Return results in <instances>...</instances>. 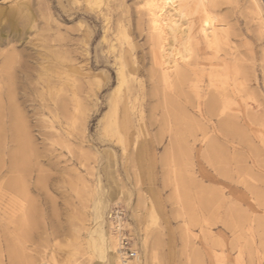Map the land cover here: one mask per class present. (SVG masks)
Masks as SVG:
<instances>
[{"label":"rangeland","instance_id":"374dc122","mask_svg":"<svg viewBox=\"0 0 264 264\" xmlns=\"http://www.w3.org/2000/svg\"><path fill=\"white\" fill-rule=\"evenodd\" d=\"M150 1L0 0V54L28 76L30 149L28 169L6 176L19 182L0 188V264H110L96 226L102 216L110 236L114 206L130 264H264V32L252 0H167L160 16ZM195 56L228 94L212 118L198 113Z\"/></svg>","mask_w":264,"mask_h":264},{"label":"bare ground","instance_id":"6f19581e","mask_svg":"<svg viewBox=\"0 0 264 264\" xmlns=\"http://www.w3.org/2000/svg\"><path fill=\"white\" fill-rule=\"evenodd\" d=\"M167 0H152L150 1L149 5H147L149 11L151 9H154L155 11V14L157 16H160L161 15V11L166 7L165 6V2ZM178 1V0H177ZM200 1V0H199ZM203 1V0H202ZM171 2V1H170ZM179 2V1H178ZM181 2V1H180ZM185 2V1H183ZM181 2V3H183ZM201 2V1H200ZM93 3V2H92ZM199 3V2H198ZM171 4V3H170ZM173 4V3H172ZM202 4V3H200ZM204 6L205 5V0L203 2ZM202 4V6H203ZM213 4V3H212ZM262 4V3H261ZM181 4H179L180 6ZM183 5V4H182ZM252 5L254 6L253 9H255V12L257 15V18H258V21L261 25V28L264 32V17H263V9L260 5V0H252ZM165 6V7H164ZM177 6V5H176ZM184 6V5H183ZM171 7V6H169ZM181 7V6H180ZM207 7V6H206ZM173 8V7H171ZM170 8V9H171ZM182 8V7H181ZM180 8V10H181ZM146 9V8H145ZM169 9V8H168ZM176 9V8H175ZM167 11V9H164ZM174 10V9H173ZM196 10V9H195ZM206 10V9H205ZM252 10V9H251ZM152 11V10H151ZM165 11V12H166ZM169 11V10H168ZM184 11V10H183ZM182 11V13H183ZM191 11V10H190ZM21 12V11H20ZM171 12H174V11H171ZM178 12V11H177ZM176 12V13H177ZM170 12H168V15H169ZM175 13V12H174ZM174 13H173V16H174ZM180 13V12H178ZM177 13V15H178ZM17 14V13H16ZM26 14H28V11L26 12ZM150 14V13H149ZM153 14V12H152ZM166 14V13H165ZM185 14V13H184ZM183 14V15H184ZM171 15V13H170ZM182 15V17H183ZM186 15V14H185ZM148 16V15H147ZM153 16V15H152ZM164 16V15H163ZM187 16V15H186ZM198 16V15H197ZM165 17V16H164ZM178 17V16H177ZM150 19L151 18V14H150ZM163 18V17H162ZM171 18V17H170ZM169 18V19H170ZM176 17L174 16V19L175 21H178V19L176 20L175 19ZM184 18V17H183ZM182 18V19H183ZM26 19V18H25ZM27 20V19H26ZM149 20V19H148ZM155 20V19H154ZM200 20V19H199ZM159 21V20H158ZM184 21V19H183ZM151 22V21H150ZM159 22H162V21H159ZM186 22V21H185ZM167 23V22H166ZM173 23V22H172ZM187 23V22H186ZM189 23V22H188ZM152 24V23H150ZM154 24V23H153ZM160 24V23H159ZM161 25V24H160ZM166 25V24H165ZM177 25V24H176ZM154 26V25H153ZM157 26V25H156ZM155 26V27H156ZM162 26H163V23H162ZM174 26V25H173ZM180 26V25H179ZM258 26V25H257ZM160 27V26H159ZM166 27V26H165ZM184 27V26H183ZM204 27V26H203ZM161 28V27H160ZM156 29V28H155ZM170 29V28H169ZM177 30V28H175ZM179 29V27H178ZM188 29V28H187ZM152 30V29H151ZM150 30V31H151ZM160 30V29H159ZM166 30V29H165ZM181 30V29H180ZM161 31V30H160ZM159 31V32H160ZM208 31V30H207ZM122 32V31H121ZM154 32V31H153ZM151 32V34H155ZM156 32V30H155ZM165 32V31H164ZM187 32V30H186ZM176 33V31H175ZM232 33V32H231ZM158 35V31L156 33ZM180 34V33H179ZM183 34V33H182ZM210 34V33H209ZM264 34V33H263ZM156 35V36H157ZM162 35V34H161ZM188 35V34H187ZM211 35V34H210ZM122 36L124 39H128V36L125 32L122 33ZM153 35V37H156ZM165 36V35H164ZM189 36V35H188ZM205 36V35H204ZM171 37V36H170ZM207 37V36H206ZM205 37V38H206ZM209 37V36H208ZM179 38H181L179 36ZM183 38V36H182ZM181 38V40H182ZM188 38V37H187ZM226 38V37H225ZM167 39V37H166ZM192 39V38H191ZM209 39V38H208ZM154 40V39H153ZM157 40V38L155 39ZM159 40V39H158ZM157 40V41H158ZM162 40V39H161ZM176 40V39H175ZM207 40V39H206ZM188 41V40H187ZM210 41V40H208ZM207 41V42H208ZM159 42V41H158ZM162 42V41H161ZM169 42V40H168ZM177 42V41H176ZM175 42V43H176ZM182 42V41H181ZM180 40H179V43H181ZM186 42V41H185ZM153 43V42H152ZM187 43V42H186ZM157 44V42H156ZM185 44V43H184ZM216 44V43H214ZM0 45H1V42H0ZM159 48V44H157ZM163 45V44H162ZM167 45V44H166ZM182 45V44H181ZM180 45V47H182ZM153 46V45H152ZM188 47V45H186ZM156 47V46H155ZM167 47H169V45H167L165 48L167 49ZM211 47V46H210ZM155 49V48H154ZM153 49V50H154ZM178 49V48H177ZM189 49V48H188ZM159 50V49H158ZM163 50V49H161ZM172 50V48H171ZM174 50V49H173ZM172 50V51H173ZM51 51V50H50ZM165 51V49H164ZM170 51V49H169ZM167 50V53L165 54H169V52ZM159 52V51H158ZM174 52V51H173ZM14 53V52H13ZM13 53H4V54H0V188L2 186H5L6 185H13L15 184L16 182H19V180H15L13 179L12 175L14 174H17V173H20L22 171H26L25 170V167L29 166L27 165V161H28V154L30 153L29 150L26 146V143H28V139H27V136H28V133H27V124H26V119H27V114L24 112V109L21 108L22 105H24V103L27 101V92L26 90L28 89V86H27V82H25V80L28 79V76L27 75H24L23 71H21V67H16V64H17V60H16V57L15 55H13ZM164 53V52H163ZM156 54V53H155ZM173 54V53H172ZM68 55V54H67ZM162 55V53H161ZM160 55V56H161ZM181 56V53L179 54ZM196 55V54H195ZM164 56V55H163ZM166 56V55H165ZM172 56V55H171ZM174 56H177V55H174ZM172 56V58L174 57ZM188 56V55H187ZM186 56V57H187ZM184 57V56H183ZM159 58V57H157ZM163 57H161V60H164L162 59ZM168 58V57H167ZM176 58V57H175ZM191 57H189L190 59ZM20 59V58H19ZM166 59V57H165ZM173 60L170 58V55H169V58L168 60ZM192 59V58H191ZM188 60L189 62L191 61ZM160 60V61H161ZM167 60V61H168ZM194 60V64H196L198 67H199V71H200V77L198 78V81L197 83H195L194 85H192V88L196 91V92H199L201 94V98L204 97V96H207L205 99L206 101L204 102H201L199 103V109H198V113H200L201 117L202 116H207L208 117L210 116L212 118V116L214 117V113L217 112L215 111L217 108H226L227 105H228V102H226V100L224 99H227L228 98V94L223 91L224 89H219L218 87V84L216 85V79L218 80V75H217V70L215 68V66H213L212 62L209 61V60H206V59H199L197 56H195V58H193ZM117 61H118V64L121 66L122 64V61H123V58H122V55L119 54V57H117ZM154 61H158L156 58ZM166 61V60H165ZM166 61V62H167ZM179 61V60H178ZM182 63L185 64V62L187 63L186 59L184 58L183 60H180ZM155 62V63H156ZM164 62V61H163ZM173 62V61H172ZM188 62V63H189ZM65 63H68V62H65ZM174 63V62H173ZM192 63V61H191ZM190 63V64H191ZM157 64V63H156ZM160 64V63H159ZM177 64V63H176ZM175 64V65H176ZM193 64V65H194ZM123 65V64H122ZM158 65V64H157ZM170 65V64H169ZM169 65H166V66H169ZM118 67L116 73H117V86L112 90V93L111 95L112 96H115L117 95L118 93H120V89H121V86L122 84L124 83L125 84V77H124V71L122 70V66L121 67ZM156 66V65H155ZM161 66V65H160ZM186 66V65H185ZM237 66V65H236ZM41 67L46 71L45 73H42V74H39V81L42 79L41 76H45L46 77V82H44V86L42 87V90L44 94H47L49 97H50V102L49 103H52L50 104L49 107H47V111L48 113L51 115L50 119H49V123H53V121L56 119V115H57V111L59 110L58 106L56 105V102L54 101L53 99V96H52V90H50V86H49V71L46 69V65L44 66V64H41ZM159 68V66H157ZM156 67V68H157ZM173 67V65H172ZM176 67V66H175ZM177 67H179L177 65ZM176 67V68H177ZM183 67V66H182ZM161 68V67H160ZM168 68V67H167ZM43 70V71H44ZM159 70V69H158ZM181 70V69H180ZM220 70V68H219ZM162 71V70H161ZM176 71V69H175ZM193 71V70H192ZM179 72V71H177ZM183 72V71H181ZM188 72V71H187ZM191 72V70H190ZM64 73V72H63ZM182 74V73H181ZM222 74V73H221ZM184 75V74H182ZM199 75V74H197ZM225 75V74H224ZM243 75V74H242ZM245 75V74H244ZM177 76V75H176ZM187 76V75H186ZM184 76V77H186ZM195 76V75H194ZM229 76V75H228ZM227 76V77H228ZM51 77V76H50ZM195 78V77H194ZM179 79V78H177ZM197 79V78H196ZM203 79L206 80V92H200V87H199V84L202 83ZM220 79V78H219ZM181 80V78H180ZM227 80V78H226ZM194 81V79H193ZM199 82V83H198ZM222 82V79L220 81V83ZM227 83V82H226ZM222 84V83H221ZM226 85V84H225ZM238 85V84H237ZM185 86V85H184ZM228 86V85H227ZM239 88V87H238ZM232 89V88H230ZM234 89V88H233ZM244 90V89H243ZM242 90V91H243ZM252 90V89H251ZM22 91H24V93L22 94ZM203 91V90H202ZM205 91V90H204ZM235 91V90H234ZM241 91V90H240ZM68 92V91H67ZM179 92V91H178ZM181 93V92H180ZM183 93V92H182ZM232 93V92H231ZM241 93V92H240ZM43 94V95H44ZM48 97V99H49ZM227 97V98H225ZM200 98V99H201ZM70 100V99H69ZM68 100V101H69ZM113 100V99H112ZM229 101V100H228ZM256 101V100H255ZM113 103H116V102H113ZM70 107V106H69ZM65 108H68V107H65ZM61 110V108H60ZM69 110V109H68ZM221 111L223 109H220ZM219 113V112H217ZM222 114V113H221ZM222 116V115H221ZM219 117V115H218ZM206 118V117H205ZM229 118V117H228ZM226 119V118H225ZM231 119V118H229ZM220 120V119H219ZM224 122V121H222ZM227 122V121H226ZM220 123V122H219ZM217 124V123H216ZM219 125V124H218ZM227 125V123H226ZM230 125V124H229ZM228 125V126H229ZM180 128V127H179ZM218 129V128H217ZM221 130V129H220ZM218 129V131H220ZM208 132V131H207ZM206 132V133H207ZM212 132H213V129H212ZM222 132V130H221ZM205 133V134H206ZM216 133V132H215ZM218 133V132H217ZM220 133V132H219ZM223 133V132H222ZM220 133V134H222ZM217 135V134H216ZM226 135V134H224ZM205 137V136H203ZM203 139V138H202ZM209 139V138H208ZM201 141V140H200ZM212 139H211V143H212ZM210 142V141H209ZM215 142V141H214ZM210 143V146L208 145V148H204L202 149V155L204 157L207 158H210V154L213 156V148L217 145L214 144L211 145ZM209 144V143H208ZM11 146V148H9V146ZM219 146V145H218ZM206 147V146H205ZM219 149V147L217 148ZM214 151H217L216 149ZM33 152V151H32ZM31 155V154H30ZM215 155V154H214ZM214 159V157H211ZM32 159V158H31ZM205 159V158H204ZM215 161V159L213 160ZM29 163V161H28ZM36 163V162H35ZM213 163V162H212ZM34 165V164H33ZM215 165V163H214ZM35 167V166H34ZM219 168V167H217ZM29 171V170H28ZM220 171V170H219ZM218 173V172H217ZM221 173V172H220ZM223 174L224 171H223ZM8 175H11L12 177L9 179L7 178V181H6V176ZM221 175V174H220ZM21 176V175H20ZM15 178V177H14ZM223 180V179H222ZM6 181V182H5ZM216 182V181H215ZM16 185V184H15ZM14 186V185H13ZM225 186V185H224ZM7 187V186H6ZM5 187V188H6ZM230 187V186H229ZM4 188V187H2ZM4 188V189H5ZM225 189V188H224ZM223 189V190H224ZM218 192V191H217ZM220 193V191H219ZM224 194V193H223ZM222 194V197L224 198V195ZM219 195V194H218ZM232 196V194H230V197ZM221 197V196H220ZM219 197V198H220ZM227 199V198H226ZM3 200V199H2ZM224 202H225V198H224ZM228 203V202H227ZM252 205V204H251ZM232 213H237L238 215L240 213H238L235 209H232ZM233 213V214H234ZM241 217V215H239ZM102 216L100 217V222L97 224V235H98V240L97 242L99 241V249L101 250V253H105L106 255H109V259H110V264H130V261L131 259H133L134 257L132 258H127V257H124V255H122V253L120 252V240H119V237H117L113 232L112 230L109 232V235L110 236H107L106 233L104 234V232L101 230V225H102ZM106 223L109 224L108 220L105 221ZM123 227V226H122ZM125 227V225H124ZM109 229H111L109 227ZM116 240V243H117V247H116V244H115V241L113 240V238ZM96 238V237H95ZM103 244V245H102ZM132 244V243H131ZM131 248H132V245H131ZM94 250V249H93ZM133 251V250H132ZM100 254V253H99ZM52 261H54V258H52ZM72 263V262H71ZM70 263V264H71ZM42 264V263H41Z\"/></svg>","mask_w":264,"mask_h":264},{"label":"built area","instance_id":"2783aa9c","mask_svg":"<svg viewBox=\"0 0 264 264\" xmlns=\"http://www.w3.org/2000/svg\"><path fill=\"white\" fill-rule=\"evenodd\" d=\"M125 212L120 206H114L108 210L107 220L109 222L110 230L119 237L120 252L124 257L132 258L135 252L131 249V239L126 231L125 225ZM123 226V227H122Z\"/></svg>","mask_w":264,"mask_h":264}]
</instances>
